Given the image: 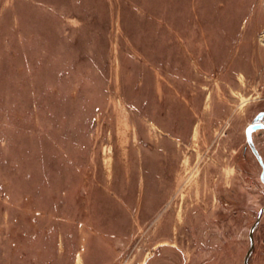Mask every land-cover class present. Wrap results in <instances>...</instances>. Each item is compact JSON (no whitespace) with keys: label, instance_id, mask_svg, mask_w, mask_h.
Wrapping results in <instances>:
<instances>
[{"label":"rangeland","instance_id":"374dc122","mask_svg":"<svg viewBox=\"0 0 264 264\" xmlns=\"http://www.w3.org/2000/svg\"><path fill=\"white\" fill-rule=\"evenodd\" d=\"M261 98L264 0H0V264H243Z\"/></svg>","mask_w":264,"mask_h":264},{"label":"flooded vegetation","instance_id":"af4514ba","mask_svg":"<svg viewBox=\"0 0 264 264\" xmlns=\"http://www.w3.org/2000/svg\"><path fill=\"white\" fill-rule=\"evenodd\" d=\"M258 114H261L260 118L253 122L254 117ZM251 124L259 125L250 130L249 134L251 141L249 142L247 129ZM238 130L244 139L240 144V150L235 151L236 154L234 153L231 156V161L234 160L238 166V176L234 178L230 188L220 191L218 196L228 206L235 207L237 210H240L242 215V211L247 210L250 206L248 201L245 200V198L248 197V194L250 193L249 189H252L253 194H258L260 183L264 184V107H260L255 110L250 120ZM262 206H264V204L256 208V211L253 214V222H255L257 219ZM262 216H264V211H262L260 214L258 224ZM251 225L248 228V237ZM254 230L255 228L253 229V236ZM179 261L178 263H183L182 260L179 259Z\"/></svg>","mask_w":264,"mask_h":264},{"label":"water","instance_id":"95a60500","mask_svg":"<svg viewBox=\"0 0 264 264\" xmlns=\"http://www.w3.org/2000/svg\"><path fill=\"white\" fill-rule=\"evenodd\" d=\"M261 114H258L254 117V121L258 120L260 118ZM259 124H251L248 129H247V136H248V140L249 142L251 141L250 140V130L257 127ZM262 211H264V206L261 207L260 209V212H259V215L257 216V219L255 220V222H253V224L251 225L250 227V233H249V244H248V247H247V250L245 252V255H244V258H243V262L244 264H249L248 263V259H249V256L252 252V249H253V229L257 226L258 224V220H259V217H260V214L262 213Z\"/></svg>","mask_w":264,"mask_h":264}]
</instances>
